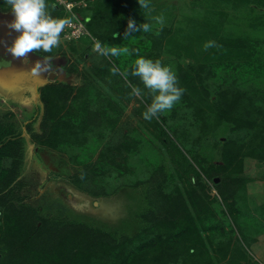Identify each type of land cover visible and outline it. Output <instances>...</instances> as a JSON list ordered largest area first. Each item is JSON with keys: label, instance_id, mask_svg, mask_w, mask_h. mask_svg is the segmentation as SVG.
Wrapping results in <instances>:
<instances>
[{"label": "rangeland", "instance_id": "obj_1", "mask_svg": "<svg viewBox=\"0 0 264 264\" xmlns=\"http://www.w3.org/2000/svg\"><path fill=\"white\" fill-rule=\"evenodd\" d=\"M72 2L59 0L63 17L76 12L87 34L69 32L72 21L52 53L25 63L6 51L19 33L0 0V142L11 155H1L0 197L37 208L33 248L81 242L89 249L72 264H153L151 227L161 224L171 241L178 235L172 249L184 264L188 255L196 264H264V0H150V11L137 0ZM57 9H48L55 18ZM129 18L152 30L125 39ZM97 40L139 52L106 58L93 51ZM208 41L218 47L205 51ZM49 55L57 72L31 75ZM140 56L170 67L185 89L151 121L142 113L152 97L131 75ZM238 90L234 115L256 124L234 135L246 142L234 157L233 123L220 118ZM257 144V156L246 155ZM21 255L0 248V260L33 262Z\"/></svg>", "mask_w": 264, "mask_h": 264}, {"label": "clouds", "instance_id": "obj_2", "mask_svg": "<svg viewBox=\"0 0 264 264\" xmlns=\"http://www.w3.org/2000/svg\"><path fill=\"white\" fill-rule=\"evenodd\" d=\"M137 2L140 9L151 10L150 0H137ZM5 3L10 6L15 17L7 27L19 33L13 43L6 48V51L13 58H20L25 63H27L29 53L39 51L52 53L53 49L60 45L61 33L72 23L69 17H53L48 9L49 7L54 9L55 5H48L46 0H5ZM154 19L161 26L164 24L162 15ZM151 30L152 27L149 23L137 25L134 19L129 18L124 38H130V34L133 32H150ZM117 35L115 32L112 33L113 38H116ZM203 47L207 51L209 48L218 47V45L215 41H208ZM93 51L106 58L139 52L138 49L130 50L128 47L119 45H105L98 40L93 45ZM53 59L54 57L49 55L37 60L29 69L30 74L41 77L45 73H56L57 68L53 66ZM111 72L113 75L123 76L125 80L128 79L129 73L127 71L120 72L115 66L112 67ZM131 75L140 79L144 88L147 89L148 95L152 97V102L142 113L143 118L147 121H151L153 118L159 119L162 113L170 111L175 104L180 102L185 93L175 72L170 67L163 65L160 60L153 61L140 56L135 61ZM130 95L143 97L144 92L140 87L132 86Z\"/></svg>", "mask_w": 264, "mask_h": 264}, {"label": "trees", "instance_id": "obj_3", "mask_svg": "<svg viewBox=\"0 0 264 264\" xmlns=\"http://www.w3.org/2000/svg\"><path fill=\"white\" fill-rule=\"evenodd\" d=\"M48 2H49V5H55V8L60 6V10L57 9L56 18H63L65 13L62 10V7L65 6V5H62V3L60 5L59 0L58 1L57 0H49ZM70 2H72V0ZM66 11L68 13V9ZM68 14L71 15V19H74L75 17L78 18L76 12L73 13V15L71 14V12L68 13ZM217 59L219 60V57H217ZM183 79H184V77L181 78V80H183ZM224 93H226V92H221L222 95ZM234 93H235L234 97H231V98L227 99L229 101L228 105H225V103H226L225 101L222 102L223 103V109H222L223 117L222 118L219 117V118L220 119L224 118V119H226L228 121H232L233 127L231 128V131L233 133V136H232V140L231 141L234 142V146L237 148L236 151H232V152H233V156L234 157H239L240 155L243 154V151L246 148V145H245L246 142L238 144V142H239L238 140L239 139L237 140L234 135H239L240 129H244V130L251 129V127H253V125H255L256 122L252 121V120H249V119L239 118V117L234 115V111H233V109H235L234 106H236L237 102L240 100V98H238V96H240L239 94H242L241 91H239V90L234 92ZM218 116H220V113L218 114ZM1 140H2V134H0V141ZM8 143L11 144L10 142H6V144H8ZM3 144L4 143L0 142V159H1V155H3V156L5 155L7 157L11 156V155L7 154L8 151H5V149H4L7 145H3ZM16 144H18V142ZM259 148H260V145H258V144L256 146H253L251 148V150L246 153V155L249 154V156H257ZM98 173L99 172L96 171V174H95L94 178L96 177V175ZM102 174H103V172H102ZM1 185H3V183ZM4 213L2 214L3 217H5ZM32 224H35V223H32ZM155 227H156V230H154L155 231L154 233L156 234V236H158L157 237L158 240H156V243L152 247V249L154 250L153 264H168L169 263L168 259L173 260V258L175 257V253H170L168 251L169 250L168 243H172L173 245H176L175 243L178 240L177 239H173V241H171L172 238L169 239L167 237V235L165 234L166 228L164 230H162L164 225L159 224V226H156V224H155ZM163 234L165 236L159 237V235L161 236ZM176 237H178V235H176ZM43 245L44 244H42V246ZM84 246L87 249H89V245L87 243L84 244V243L79 242V243H76L75 246H68V245H65V244H63L61 242V243H57V245L54 246L55 247L54 249H52V248H50L48 246L43 247V248H38V250H40V251H38V254H36V250H37L36 248H33V246H27L26 250H27L28 256H31V258L35 257L36 259L32 260L30 258L29 261H33V262L26 261V264H46V262H48L50 259L52 260V257L49 254V253H52V251H56L55 253H56L57 256H55L52 261L50 260L51 262H57L58 264H72V262L74 260L73 258L75 256L79 255L78 252L82 251V247H84ZM154 247H155V249H154ZM75 249H76V251H75ZM165 252H166V254H165ZM47 255H50V256L46 257ZM94 256H96V255H94ZM44 257H46V258H44ZM37 259H38V261H37ZM143 261L145 262L144 264H150V262L146 258H143L139 262H143ZM17 263H18V261L11 262V261H8V260H0V264H17ZM193 263L196 264V260H194V261L191 260V263L189 262L188 264H193ZM207 263L209 264V263H211V261H209V260L208 261H204L201 264H207ZM92 264H108V263L106 261H101V260H97V261L96 260H92ZM172 264H173V262H172Z\"/></svg>", "mask_w": 264, "mask_h": 264}, {"label": "crops", "instance_id": "obj_4", "mask_svg": "<svg viewBox=\"0 0 264 264\" xmlns=\"http://www.w3.org/2000/svg\"><path fill=\"white\" fill-rule=\"evenodd\" d=\"M71 1V0H69ZM1 174H6L2 172ZM22 175V174H20ZM22 178V176H21ZM110 176H106V181ZM6 183L4 187L0 190V194L4 193L6 189ZM4 196V195H0ZM32 209V210H31ZM37 208L35 207H27L26 205H17L15 207V204L9 200L6 199L5 197H0V219H1V225H0V230H2V233L0 235V248L7 252L13 251L18 252L23 254H27V246H36L38 245V231L36 232L34 229L36 228V223L38 221V216L35 214V210ZM6 211V212H5ZM5 212V213H4ZM5 217H3V214ZM29 215V216H28ZM35 223V224H32ZM153 224V223H152ZM165 229V226L162 228V230ZM151 230L153 231L150 236H152V240H158V236L154 233L156 230L155 226L151 227ZM165 236L159 235V237ZM29 238V239H28ZM36 239V242H32V240ZM176 239V238H174ZM179 242L177 241L178 244ZM172 243H168L169 247V252L170 253H175V257L173 260L168 259V264H172L171 262H176V264H184L183 263V254L178 253L177 251L172 249ZM36 254H38V247H36ZM190 250V249H189ZM166 254V252H165ZM21 255V256H22ZM38 256V255H37ZM200 256H206L202 251H200ZM22 259H18L17 261L22 262ZM191 260H195L189 255L187 256L185 260V264H188L189 262L191 263ZM223 260H226V258H223ZM209 261H212L209 264H213V260L209 259ZM244 263V262H242ZM208 264V263H207Z\"/></svg>", "mask_w": 264, "mask_h": 264}, {"label": "built area", "instance_id": "obj_5", "mask_svg": "<svg viewBox=\"0 0 264 264\" xmlns=\"http://www.w3.org/2000/svg\"><path fill=\"white\" fill-rule=\"evenodd\" d=\"M78 20L79 19L76 17L74 19H72L73 24L76 22H79V23H77V25H75V27H69V30H70L69 32H71L73 35H78V37H81L85 31L87 33V30H86L85 26L83 25V23L78 21Z\"/></svg>", "mask_w": 264, "mask_h": 264}]
</instances>
